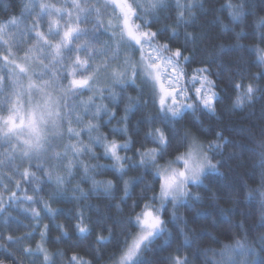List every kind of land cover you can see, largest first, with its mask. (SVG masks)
<instances>
[{
	"label": "snow or ice",
	"instance_id": "snow-or-ice-1",
	"mask_svg": "<svg viewBox=\"0 0 264 264\" xmlns=\"http://www.w3.org/2000/svg\"><path fill=\"white\" fill-rule=\"evenodd\" d=\"M0 3V264H264V0Z\"/></svg>",
	"mask_w": 264,
	"mask_h": 264
},
{
	"label": "trees",
	"instance_id": "trees-1",
	"mask_svg": "<svg viewBox=\"0 0 264 264\" xmlns=\"http://www.w3.org/2000/svg\"><path fill=\"white\" fill-rule=\"evenodd\" d=\"M3 8V4L0 3V9ZM213 19L212 15L207 16L205 19L201 20V25L207 26L210 24L211 20ZM225 42H230L227 38H225ZM244 43H248V41H244ZM233 60L236 59V57L232 58ZM251 72H256L257 69L252 67ZM231 93L225 95V99L228 98V96ZM230 103V101H229ZM221 109H223L224 105L220 106ZM264 108V99L259 100L253 108H245L244 111H237L233 115L224 114L221 111V119L215 120L212 119L211 123L213 126H219L226 129V135H229L231 139L234 141H238L241 144L247 145L249 143V137L247 132H256L258 133L260 127L262 124H264V121L261 120V109ZM247 130V131H242ZM226 153L228 149L225 150ZM246 166H250V162L247 160L244 163H235L233 164V167L236 169L237 172H242ZM235 172L229 171L226 176L221 179L219 177L211 178L212 182L226 187L229 181H233L235 179ZM93 204H99L101 208L103 207L105 201L101 200H93ZM56 207L61 208L62 210L66 211L68 208L72 207L71 202H61L59 205H55ZM224 207H230V205L224 204ZM191 215V214H189ZM67 219V217L64 216L63 211L61 212L60 216L58 217L57 222H64ZM237 219H239V209H237ZM223 220V218H221ZM47 222V221H46ZM70 223V222H69ZM207 226V225H203ZM218 225H213L212 228H209V231H212L213 228H218ZM94 239V237H93ZM0 258H3L0 256ZM5 264H10V260H5Z\"/></svg>",
	"mask_w": 264,
	"mask_h": 264
}]
</instances>
